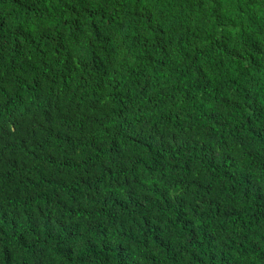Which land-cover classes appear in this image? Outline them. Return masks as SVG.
Wrapping results in <instances>:
<instances>
[{"label":"trees","instance_id":"obj_1","mask_svg":"<svg viewBox=\"0 0 264 264\" xmlns=\"http://www.w3.org/2000/svg\"><path fill=\"white\" fill-rule=\"evenodd\" d=\"M0 264H264V0H0Z\"/></svg>","mask_w":264,"mask_h":264}]
</instances>
